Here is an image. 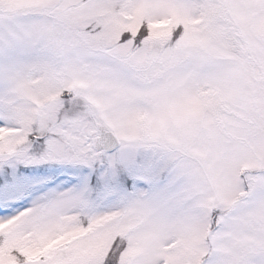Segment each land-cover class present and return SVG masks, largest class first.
Masks as SVG:
<instances>
[{
    "label": "snow or ice",
    "instance_id": "obj_1",
    "mask_svg": "<svg viewBox=\"0 0 264 264\" xmlns=\"http://www.w3.org/2000/svg\"><path fill=\"white\" fill-rule=\"evenodd\" d=\"M0 264H264V0H0Z\"/></svg>",
    "mask_w": 264,
    "mask_h": 264
}]
</instances>
